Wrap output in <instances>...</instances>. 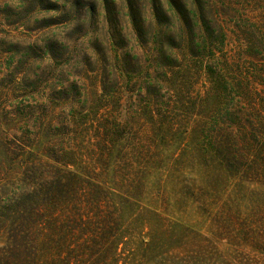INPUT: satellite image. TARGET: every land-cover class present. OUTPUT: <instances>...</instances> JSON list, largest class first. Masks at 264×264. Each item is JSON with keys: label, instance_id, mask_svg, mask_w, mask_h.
Instances as JSON below:
<instances>
[{"label": "rangeland", "instance_id": "rangeland-1", "mask_svg": "<svg viewBox=\"0 0 264 264\" xmlns=\"http://www.w3.org/2000/svg\"><path fill=\"white\" fill-rule=\"evenodd\" d=\"M168 1L0 0V188L25 162L123 193V264H264V0Z\"/></svg>", "mask_w": 264, "mask_h": 264}, {"label": "trees", "instance_id": "trees-1", "mask_svg": "<svg viewBox=\"0 0 264 264\" xmlns=\"http://www.w3.org/2000/svg\"><path fill=\"white\" fill-rule=\"evenodd\" d=\"M256 82L264 87V81ZM228 126L223 145L218 146L216 138L211 140L213 153L227 166L231 156L251 154L256 131L252 122L232 121ZM21 167L19 188H0V197L4 196L0 200V264H123L118 259L123 193L95 187L76 190L66 179L37 173L39 167L34 164L24 162ZM27 173L34 177L28 180ZM108 201L114 206L103 205Z\"/></svg>", "mask_w": 264, "mask_h": 264}, {"label": "clouds", "instance_id": "clouds-1", "mask_svg": "<svg viewBox=\"0 0 264 264\" xmlns=\"http://www.w3.org/2000/svg\"><path fill=\"white\" fill-rule=\"evenodd\" d=\"M12 3H13L14 6H19L18 4H16L15 0H12ZM43 15H47V13L37 12V13H35L33 15L32 19H38L40 16H43ZM149 19H151L150 16H149ZM68 27H70V26L65 25V26H62V27H59V28H51V29H48L46 32H44L42 34H37V35L55 36L62 43H65V44H68L69 46H71L72 42L65 39V32L67 31ZM126 31L129 32L130 29H126ZM172 31H174L177 34H179V22L178 21L174 22V24L172 26ZM90 35H89V37H85L84 39H82L80 41V45H83L85 48H87V40L90 38ZM128 38L131 41L130 49H129L131 51V53L133 55H137V56L141 55L142 54V49L140 47V44L137 42L135 36L128 35ZM89 51H90V49H89ZM50 62H51L50 60L44 61V63H50ZM67 110H68L67 107H65V111H67Z\"/></svg>", "mask_w": 264, "mask_h": 264}]
</instances>
